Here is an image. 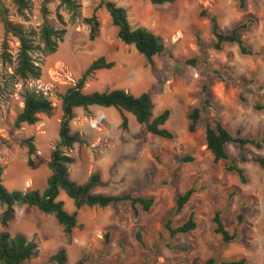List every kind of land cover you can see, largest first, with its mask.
Returning a JSON list of instances; mask_svg holds the SVG:
<instances>
[{"label": "rangeland", "instance_id": "obj_1", "mask_svg": "<svg viewBox=\"0 0 264 264\" xmlns=\"http://www.w3.org/2000/svg\"><path fill=\"white\" fill-rule=\"evenodd\" d=\"M26 1L27 9L19 13L8 0H1L7 19L32 31L43 22L58 28L57 12L64 22V34L52 54L33 53L39 78L21 81L11 76L17 41L0 22V166L1 183L7 190L43 188L49 173L48 155L57 140L59 95L98 56L113 66L88 76L82 91L147 92L152 116L168 110L163 127L173 137L165 140L147 134L128 113L127 128L122 130L111 107L73 109L70 132L82 142L67 151L73 158L69 178L82 183L96 172L103 185L95 192L151 197V207L145 213L136 207L133 217L127 202L104 208L81 206L76 211L80 227L71 231L68 243L54 218L34 207L15 211L0 231L9 236L20 233L36 242L38 253L30 264H53L47 258L59 247L66 251L67 264L79 257L84 264H202L207 259L219 264L241 257L244 264H264V170L248 160L240 162V153L232 144L225 146L228 160L214 162L202 138V121L209 119L218 120L231 134L239 131L241 136L257 137L264 133V0H242V5L238 0H173L161 5L147 0H110L126 8L131 27L143 26L161 38L164 49L150 64L131 45L116 39L100 0H76L75 15L55 0L46 4L45 14L41 13L42 0ZM91 13L99 22L93 40L88 39V26L82 22ZM210 16L222 33L244 23L236 34L257 54L240 55L233 44L213 50ZM25 90L41 92L54 108L48 116L38 115L32 125L16 126L13 121ZM203 96L209 99V107L200 114L194 132L188 133L186 114ZM29 136L34 147L30 155L21 143ZM245 155L264 156V145L259 150L246 146ZM184 157L189 161H182ZM229 160L242 168L243 183L224 169ZM189 188V200L176 210V196ZM57 199L66 211L73 210L62 191ZM214 211L233 234L228 243L212 232ZM190 212L195 223L192 231L169 236L162 228L166 221L171 227L182 223Z\"/></svg>", "mask_w": 264, "mask_h": 264}, {"label": "trees", "instance_id": "obj_2", "mask_svg": "<svg viewBox=\"0 0 264 264\" xmlns=\"http://www.w3.org/2000/svg\"><path fill=\"white\" fill-rule=\"evenodd\" d=\"M8 1L19 13L27 9L28 3L26 0ZM50 1L52 0L41 1L42 14L47 12L46 4ZM55 1H57L58 6L64 8L71 15L76 14L78 7L76 0ZM147 1L151 5L170 4L173 2V0ZM238 2L239 5H242V0H238ZM99 4L106 11L109 22L115 29V37L121 44L131 45L149 64L153 56L163 51L164 45L159 36L143 26L131 27L127 20L126 8L118 6L110 0H100ZM6 15L7 10L0 0V22L4 29L17 41L11 76L21 81L36 80L40 76V68L32 55L37 52L42 56H46L54 52L58 41L64 34V29L62 28L64 22L60 14L56 12V22L61 27L57 28L50 22H43L35 31H32L25 29L19 23L8 20ZM200 15L203 16V12H200ZM208 19L212 36L210 47L213 50H220L223 44H233L240 55L251 56L257 54L255 51L248 50L242 38L236 34L238 28H244V23L234 27L229 32L222 33L218 31L215 19L211 16ZM82 22L88 26V39L93 40L98 34L99 26L96 15L91 13L89 17L83 18ZM7 62H11L10 58H8ZM112 66L113 62L105 60L103 56L94 58L75 82L59 95L60 118L57 128V140L48 155L46 165L49 173L41 190H7L1 183L2 167L0 166V205L3 206V210L0 213L1 226L4 227L13 218L15 211L20 208L34 207L37 211L51 215L54 218L55 222L61 227L66 243H68L71 231L80 227L76 222V211L81 206L104 208L108 206L114 207L116 204L127 202L133 217L137 215L136 207H139L140 211L144 213L149 210L153 202L151 197L133 196L130 193L106 195L95 192V188L103 185L96 172L90 173L82 183L72 181L68 175V168L73 163V158L68 155L67 151L72 148L74 143L82 142L76 133L70 132L69 128V122L73 117V109L75 108L86 111L87 107L91 105L103 108L111 107L118 114L119 127L122 130L127 128L125 113H128L133 117L136 124L144 127L147 134L165 140L173 137V134L163 127L168 118V110L163 109L155 116H152V102L147 92L134 95L121 88L100 92L82 91L88 76L97 70H108ZM209 104V99L203 96L201 103L190 108L187 112L186 131L188 133L194 132L197 124L200 123V114L205 112ZM53 108L51 101L41 92L25 90L22 95L21 109L16 113L13 122L16 126L19 124L32 125L37 121L38 115L48 116L52 113ZM256 108H260V106L257 105ZM202 138L205 149L210 153L214 162L218 160L227 161L228 155L225 146L232 144L237 147L240 153L238 157L240 162L248 160L264 170V156L251 155L247 158L245 155L246 146L259 150L264 145V133L257 137L241 136L239 131L231 134L218 120L209 119L202 121ZM21 143L26 147L28 155L34 152L31 136L23 139ZM181 160L189 161V158L184 157ZM28 163H30L29 160ZM224 169L228 172H233L239 182H244L242 168L236 166L232 161L229 160L228 163H225ZM59 191H62L70 199L73 206L71 212L66 211L63 208L62 201L57 199ZM191 193L192 189L189 188L176 196L174 200L176 210H180L187 203ZM237 219L239 220V216H237ZM210 222L212 224V232L219 236L222 243H228L233 239V234H229L224 228L217 211L212 213ZM162 228L169 236L188 233L195 228L193 214L190 212L186 219L176 226L171 227L166 221L162 224ZM138 238V233H136L135 239L137 241L139 240ZM37 253V244L32 239H28L20 233L9 236L7 232L0 231V264H30L29 260L35 258ZM47 260L53 264H67L65 249L63 247L57 248L48 256ZM212 262L211 259H207L202 264H212ZM73 264H84L83 257H79ZM219 264H244V258L222 261Z\"/></svg>", "mask_w": 264, "mask_h": 264}]
</instances>
